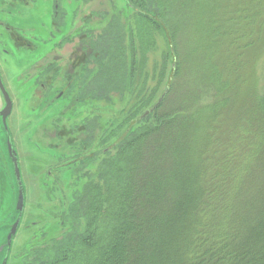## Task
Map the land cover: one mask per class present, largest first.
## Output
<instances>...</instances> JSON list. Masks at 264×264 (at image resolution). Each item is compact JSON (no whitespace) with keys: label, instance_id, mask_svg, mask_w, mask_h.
<instances>
[{"label":"trees","instance_id":"1","mask_svg":"<svg viewBox=\"0 0 264 264\" xmlns=\"http://www.w3.org/2000/svg\"><path fill=\"white\" fill-rule=\"evenodd\" d=\"M105 2L102 30L90 21L58 36L84 35L80 81L92 80L66 119L63 233L29 264H181L190 235V264H264V96L243 62L245 34L224 29L231 5L206 40L196 39L200 0ZM212 210L235 227L199 256Z\"/></svg>","mask_w":264,"mask_h":264},{"label":"flooded vegetation","instance_id":"2","mask_svg":"<svg viewBox=\"0 0 264 264\" xmlns=\"http://www.w3.org/2000/svg\"><path fill=\"white\" fill-rule=\"evenodd\" d=\"M79 1L51 0L50 38L43 42L44 45H50L49 52L26 74V81L31 82L32 96L35 100L34 111L39 108L33 123L34 134L32 138L27 137V144L42 148L43 154L47 157L50 151L53 152L57 156L54 157L56 163L49 164L42 160L43 166L40 167L39 160L33 156L32 150L26 149L23 142L20 144L16 141L15 134L20 132L24 135L27 127H21L16 131L10 125V118L15 109V99L8 89L0 68L1 83L12 104L10 112L5 115L8 101L0 83V123L2 125L0 130V264H29L37 257L36 254L40 249L59 239L63 233V205L59 203V186L63 179L71 177L74 153L73 131L66 119L69 114H72L75 102L79 104L81 100L82 95H79V90L81 94L82 91H85V94L88 92V78L82 77L80 81V76L89 71V54L84 51L82 40L84 35H77L76 39L60 41L58 36L61 33L74 35L80 32L79 26L88 25L89 18H81V22L78 23L85 10L83 8L89 5L79 4ZM29 4L28 0H0V36L2 37L0 46L4 45V37L7 36L13 41L16 51L24 49L36 52L38 50L31 39L22 35L21 30L13 27L9 20L4 18L7 13L18 14L20 11H15L16 7ZM74 4L78 5L77 27L68 30V18L73 12L71 9ZM66 44L71 45L72 50L69 58L65 60L57 52ZM54 50L57 52L53 53ZM0 52L5 54L7 51L3 49ZM41 107L48 110L53 108L56 113L50 119L51 124L48 126L39 124L41 116L38 113L41 112ZM77 129L87 130V127L82 126ZM12 145L16 152L21 180L18 179L15 155L11 153ZM27 177L31 178V181ZM21 183L25 196V204L22 208L19 206ZM31 183L34 185L32 186ZM36 193L43 194L49 210H43L38 205L35 201ZM42 214L56 221L54 226H50L52 229L57 228L56 235H48L46 232V229H49L48 224L42 222Z\"/></svg>","mask_w":264,"mask_h":264},{"label":"rangeland","instance_id":"3","mask_svg":"<svg viewBox=\"0 0 264 264\" xmlns=\"http://www.w3.org/2000/svg\"><path fill=\"white\" fill-rule=\"evenodd\" d=\"M28 1H30L29 5H21L16 7L15 11H20L21 13L19 12L16 15L7 13V17L4 16V18L8 19L13 27L21 30L20 32L22 35L24 34L29 39H31L38 50L36 52L24 49L16 51L13 41L5 36L3 42L4 45L0 46V50L4 49L7 52L5 54L0 52V68L3 75L5 76L8 89L15 99V109L10 118V125L13 126L16 131L21 127H27L24 135H22L20 132L15 134L16 141L20 144L23 142V145L26 149L32 150L33 156L38 158L41 167L43 166L42 160H44L46 163L53 164L56 163L55 158L57 156H55V154L50 151V155L47 157V155L43 154L42 148L32 144L31 146H28L27 144V137H33V123L37 114L36 112L39 111V108L34 111L35 100L32 96L31 82L26 81V74L33 65H35L44 57L45 54L49 52L50 45H44L43 42L50 38V30L52 25V3L51 0ZM117 1L121 4L122 0ZM200 2L202 5V10L199 16L197 15L198 21L195 28L196 39L199 37H204L206 40H209L212 27H214L212 17L216 19L219 17V13L223 10V8H225L228 4L231 5V8L225 11L226 13H222V16L224 15V17H222L223 20L227 18V20H225L226 22H224V29L228 31L231 27V29H233L235 26H238L241 28L240 31L245 34L243 35L245 37V42L250 44V46L245 50L243 62L246 64L249 75H251V77L253 76V78L255 77L257 88L261 94L260 97H263L264 0H200ZM103 3H106L105 0H91L87 8H83L85 10L83 15L80 16L78 23L81 22V18H89V22L91 21L90 23H92V29L95 30V28H98V30H102V28H104L107 24L105 22V25H102V22L100 21L101 18L104 19L105 17V9L102 6ZM77 6V4H74L71 10H76ZM98 18L99 20L97 21ZM94 19L96 20L94 21ZM236 19L237 23L234 22ZM1 40L2 37L0 36V41ZM56 50H54L53 53L57 52ZM71 50V45L66 44L63 49L60 51L58 50L57 54L66 60L69 58ZM91 80L92 76L87 84H89ZM214 94V91H212L210 95H206V100H212ZM79 95H81L80 90ZM91 103L95 104L96 102L90 101V104ZM38 114L41 116L39 123L41 126L50 125V119L56 115L53 108L48 110L43 107H41V112ZM1 129L2 125L0 123V130ZM248 157H250L249 152ZM241 170H243V165H241ZM242 174H238L239 176L235 181L239 180L241 182H245V178H248L247 176L250 173H245V175ZM27 178L29 181H31V178ZM34 183L36 184V181ZM34 183H31V185L33 186ZM35 201L38 202V205L43 210H49V207L46 205L47 200L44 201L43 194L36 193ZM43 214L41 217L42 222H46L49 228L46 229V232H48L49 236L56 235L57 228L55 227L52 229V227H50L54 226L56 221L50 220L47 215ZM223 215L224 213L220 215L218 212H216V210H212L208 217V221L210 222L206 223L208 221H205V223L201 225V228L199 227L197 229V232L199 230L201 232L200 239L202 241L209 242V244L203 249L202 253H199V256L203 255L206 249L211 248V243L217 244V246L213 244L214 249L216 248V250H219L224 233L235 227V225L232 226L228 220H223ZM225 217L228 218V215H225ZM193 239H195V237L190 235L189 239L187 238V241L182 243V247L180 249L181 264L183 262V264H190V250L193 245Z\"/></svg>","mask_w":264,"mask_h":264},{"label":"water","instance_id":"4","mask_svg":"<svg viewBox=\"0 0 264 264\" xmlns=\"http://www.w3.org/2000/svg\"><path fill=\"white\" fill-rule=\"evenodd\" d=\"M0 83H1V80H0ZM1 86H2V88L4 90V93H5V95L7 97V101H8V108L4 112V114L7 115L10 112V109H11L12 104L10 103V100L8 98V95H7V92L5 91L2 83H1ZM10 148H11L12 155H15L16 152L13 150V145L10 146ZM15 163H16V166H17L18 179L21 180V175H20L19 170H18V163H17V160H16V155H15ZM24 204H25V196H24V191L22 189V183H21V193H20V198H19V206H21V208H22V207H24Z\"/></svg>","mask_w":264,"mask_h":264}]
</instances>
